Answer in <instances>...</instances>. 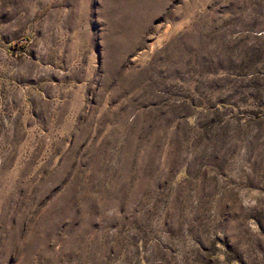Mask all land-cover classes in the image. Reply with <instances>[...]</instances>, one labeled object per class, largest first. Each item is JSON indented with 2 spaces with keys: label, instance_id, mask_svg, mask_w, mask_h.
Masks as SVG:
<instances>
[{
  "label": "rangeland",
  "instance_id": "374dc122",
  "mask_svg": "<svg viewBox=\"0 0 264 264\" xmlns=\"http://www.w3.org/2000/svg\"><path fill=\"white\" fill-rule=\"evenodd\" d=\"M0 264H264V0H0Z\"/></svg>",
  "mask_w": 264,
  "mask_h": 264
}]
</instances>
